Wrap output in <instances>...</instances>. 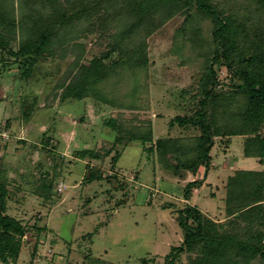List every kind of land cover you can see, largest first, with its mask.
Listing matches in <instances>:
<instances>
[{"label": "trees", "instance_id": "trees-1", "mask_svg": "<svg viewBox=\"0 0 264 264\" xmlns=\"http://www.w3.org/2000/svg\"><path fill=\"white\" fill-rule=\"evenodd\" d=\"M179 15L183 21L171 52L199 75L194 92L182 89L181 97L189 102L170 122L183 132L155 139L151 119L111 117L106 124L115 134L112 149L106 155L82 149L77 157L103 160L115 150L116 165L118 148L139 141L159 154L174 177L193 176L185 186L184 206L164 205L176 207L183 234L165 264H264V169H237L228 177L223 220L188 202L208 176L215 138L244 136L245 156L264 164V0H0V60L13 57L26 77L41 60L76 52L69 81L59 85L61 101L94 98L117 109H144L152 64L148 40ZM93 35L108 38V49L85 63L82 40ZM223 67L226 80L217 73ZM32 110L24 109L26 119ZM87 170L89 183L108 178L90 163ZM41 189L49 199L52 179ZM9 199L7 171L0 165V264H18L30 231L22 218L8 212ZM37 248L38 242L35 254ZM149 260L143 257L140 264Z\"/></svg>", "mask_w": 264, "mask_h": 264}, {"label": "rangeland", "instance_id": "rangeland-1", "mask_svg": "<svg viewBox=\"0 0 264 264\" xmlns=\"http://www.w3.org/2000/svg\"><path fill=\"white\" fill-rule=\"evenodd\" d=\"M182 21V15L174 17L148 40L150 94L140 110L113 108L94 98L61 101L59 85L69 81L76 52L69 50L65 59H43L26 77L13 57L0 60V165L8 175V212L30 227L18 264H98L95 259L140 264L143 257L150 259L148 264H165L171 248L182 243L176 207L164 205L184 206L191 174L186 180L174 177L159 154L139 141L118 148L116 165L115 150L103 160L77 157L82 149H96L101 155L112 149L115 134L106 124L111 117L122 122L151 119L155 139L183 132L170 122L189 102L188 96L181 97L182 89L194 92L199 75L171 52ZM82 42L85 63L108 49V38L97 35ZM217 73L226 80V68H217ZM29 106L33 110L26 119L23 112ZM48 138L52 140L45 144ZM22 139L27 144L19 142ZM244 143V136L215 138L208 176L194 189L190 204L225 219L228 177L237 169H264L258 158L245 156ZM88 163L108 178L87 182ZM51 179L52 196L47 199L41 186Z\"/></svg>", "mask_w": 264, "mask_h": 264}]
</instances>
